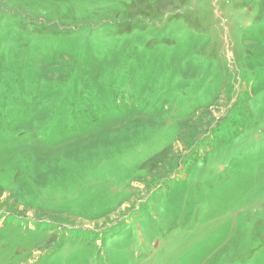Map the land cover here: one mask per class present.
Masks as SVG:
<instances>
[{
    "label": "rangeland",
    "instance_id": "rangeland-1",
    "mask_svg": "<svg viewBox=\"0 0 264 264\" xmlns=\"http://www.w3.org/2000/svg\"><path fill=\"white\" fill-rule=\"evenodd\" d=\"M0 264H264V0H0Z\"/></svg>",
    "mask_w": 264,
    "mask_h": 264
}]
</instances>
